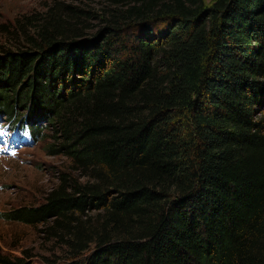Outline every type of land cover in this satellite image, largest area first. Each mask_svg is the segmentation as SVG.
I'll use <instances>...</instances> for the list:
<instances>
[{
    "label": "trees",
    "instance_id": "obj_1",
    "mask_svg": "<svg viewBox=\"0 0 264 264\" xmlns=\"http://www.w3.org/2000/svg\"><path fill=\"white\" fill-rule=\"evenodd\" d=\"M32 24L0 56V107L30 102L19 122L47 118L72 170L0 219L42 224L40 264H264V0L53 5Z\"/></svg>",
    "mask_w": 264,
    "mask_h": 264
},
{
    "label": "rangeland",
    "instance_id": "obj_2",
    "mask_svg": "<svg viewBox=\"0 0 264 264\" xmlns=\"http://www.w3.org/2000/svg\"><path fill=\"white\" fill-rule=\"evenodd\" d=\"M204 1L210 5L214 0ZM53 5L92 10L97 14L104 6V0H0V56L5 54L6 49L16 51L26 40L24 37L33 34L28 28L29 25H33L35 18H39ZM96 16H91L87 21L91 32L99 25ZM15 19L26 23L21 22L22 26H19ZM2 24L6 27H1ZM22 27L28 29L23 32ZM31 113L28 101L10 116L5 115L0 107V126L22 119L29 121ZM37 117L39 120L36 125L40 132L33 144L19 143L13 153H0V210L42 202L45 194L57 186L61 173L72 170L69 158L54 152L58 142L51 136L53 129L47 123V118L40 115ZM1 147L3 148L2 145ZM42 229V224L30 226L0 219V248L15 255H20L22 250L27 249L33 254V263L40 264L43 256L54 253V244L51 240H46Z\"/></svg>",
    "mask_w": 264,
    "mask_h": 264
}]
</instances>
